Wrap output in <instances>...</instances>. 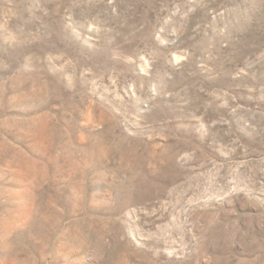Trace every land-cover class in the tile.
<instances>
[{"label": "rangeland", "instance_id": "rangeland-1", "mask_svg": "<svg viewBox=\"0 0 264 264\" xmlns=\"http://www.w3.org/2000/svg\"><path fill=\"white\" fill-rule=\"evenodd\" d=\"M0 264H264V0H0Z\"/></svg>", "mask_w": 264, "mask_h": 264}]
</instances>
